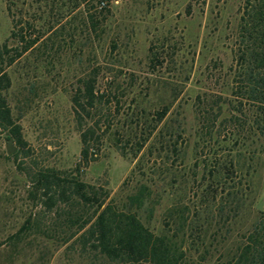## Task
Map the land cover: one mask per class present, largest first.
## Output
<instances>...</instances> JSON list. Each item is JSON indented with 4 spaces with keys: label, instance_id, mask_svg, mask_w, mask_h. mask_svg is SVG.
I'll use <instances>...</instances> for the list:
<instances>
[{
    "label": "rangeland",
    "instance_id": "1",
    "mask_svg": "<svg viewBox=\"0 0 264 264\" xmlns=\"http://www.w3.org/2000/svg\"><path fill=\"white\" fill-rule=\"evenodd\" d=\"M190 2L192 0H112L106 3L108 9L103 15L108 26L93 45L104 64L114 71L106 69L100 84L122 70L123 76L125 73L134 76L133 85L119 96L120 115L115 122L120 128L103 136L99 160L85 168L83 178L89 183L106 185L111 196L119 201L147 186L139 210L142 221L156 234H167L177 240L187 238V248L202 229L207 243L212 242L213 256L206 264H217L220 253L216 250L228 251L233 247L234 224L231 219L220 218H211V225L203 224L204 207L200 208L198 199L192 197V190H196L193 181L195 149L205 145L194 110L197 96L203 92L221 96L223 105L230 99L231 77L227 74L229 67L237 64L246 0H194L191 10ZM3 9L2 6L1 42L7 40L13 28L12 18ZM34 9H31L33 14ZM74 16L75 12L68 18L73 24L78 22L73 21ZM29 32L34 34L33 30ZM152 45L159 56L154 69L149 57ZM57 47L50 49L49 57L42 55V50L25 55L9 70L13 79L9 99L22 126L23 137L32 149L26 165L69 170L80 162V135L68 91L80 64L73 57L74 48L69 39L61 50ZM55 50L57 53H53ZM81 66L86 68V62ZM128 82H122V88H128ZM165 105L170 106L169 111L143 149L135 156L134 146L129 144L123 154L117 141L137 140L134 133L141 136V129L146 126L141 118L143 108L149 117L162 111ZM224 146L219 154L226 158L231 154L234 158V150L229 153ZM227 146L234 149V144ZM12 156L7 154L5 138L0 134V264H89L66 245L60 247L47 242L41 233L31 235L23 244L21 254L12 261L8 236L16 233L30 214L42 211V206L30 198L31 185L18 171ZM250 179L251 206L264 208V170L258 167ZM184 206L191 208L185 215L186 220L179 217ZM43 218L48 224L49 219ZM226 228L230 229L229 234ZM30 240L33 241L30 243ZM203 249V246L199 251L191 249L195 259Z\"/></svg>",
    "mask_w": 264,
    "mask_h": 264
},
{
    "label": "trees",
    "instance_id": "2",
    "mask_svg": "<svg viewBox=\"0 0 264 264\" xmlns=\"http://www.w3.org/2000/svg\"><path fill=\"white\" fill-rule=\"evenodd\" d=\"M193 1L188 5L190 10ZM106 3L104 0H0V10L3 6L13 24L7 40L0 41V134L8 132L18 146L12 157L18 171L31 185L30 198L42 206V213L30 214L21 228L8 236L12 261L21 254L23 244L31 235L41 233L47 242L60 247L66 245L89 264H206L213 256L212 242L207 243L202 229L187 248V238L177 240L167 234H156L142 221L139 210L147 186L119 201L111 196L106 185L89 183L83 178L85 168L99 160L103 136L120 128L115 122L120 115L119 96L131 90L133 85L134 76L128 73L123 76L122 70H117L111 80L100 84L106 69L114 71L104 64L93 45L108 26L103 15L108 9ZM244 9L246 16L242 21L245 26H241L237 64L233 63L227 74L231 77L230 99L223 105L221 96L203 92L197 96L194 110L206 148L203 145L195 149L193 181L196 190H192V197L198 199L200 208L204 207L203 224L211 225V218L231 219L234 224L233 247L228 251L216 250L220 253L217 264H264V208L253 209L250 202L251 174L258 167L264 170V0H246ZM74 12L73 21H78L75 24L68 20ZM68 24L69 28L66 27ZM232 38L234 45V35ZM67 39L74 48L73 57L80 64L68 90L80 135V162L69 170L55 166L33 168L26 165L32 149L23 137L22 126L9 99L13 87L9 70L23 56L33 55L35 51L42 50V55L51 56L50 49L58 45L57 49L61 50ZM149 57L154 69L159 56L153 45L149 48ZM84 62L86 68L81 66ZM224 63L225 60L223 66ZM126 80H129L128 88H122V82ZM169 108L165 105L162 111L149 115L151 118L146 116L147 111L143 108L141 118L146 126L141 129V136L134 133L137 140L122 142L119 139L117 147L120 151L125 154V149L132 144L136 156L153 136ZM228 143L234 144V149L227 146ZM223 145L228 147L229 153L234 150V158L231 154L227 158L219 154ZM252 209L255 210L253 218ZM190 210L184 206L179 217L186 220L185 215ZM43 217L49 219L48 224L44 223ZM226 229L229 234L230 229ZM191 236L193 238V234ZM200 246L204 249L195 259L191 249L199 251Z\"/></svg>",
    "mask_w": 264,
    "mask_h": 264
},
{
    "label": "water",
    "instance_id": "3",
    "mask_svg": "<svg viewBox=\"0 0 264 264\" xmlns=\"http://www.w3.org/2000/svg\"><path fill=\"white\" fill-rule=\"evenodd\" d=\"M3 137L5 138L7 154L8 155L14 154L17 151L18 146L14 142L13 138L7 132L3 133Z\"/></svg>",
    "mask_w": 264,
    "mask_h": 264
}]
</instances>
